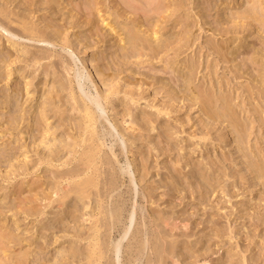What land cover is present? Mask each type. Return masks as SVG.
I'll return each instance as SVG.
<instances>
[{"label":"rangeland","instance_id":"374dc122","mask_svg":"<svg viewBox=\"0 0 264 264\" xmlns=\"http://www.w3.org/2000/svg\"><path fill=\"white\" fill-rule=\"evenodd\" d=\"M0 9V264H105L107 256L98 260L88 239L75 235L90 234L100 206L110 207L119 193V231L132 205L149 220L188 222L166 239V249L177 250L165 252L160 264H171L172 255L178 264H202L204 255L209 264H243V255L246 264H264V182L249 168L259 163L264 170V0H0ZM19 18L58 40L21 36ZM138 30L172 48L187 44L178 54L119 66L125 39ZM86 63L105 75L95 76L102 91L106 76L113 79L106 111L97 112L105 126L98 123L99 132H111L101 139L89 138L92 129L74 107L77 95L57 87L70 79L88 101L74 80ZM81 82L95 95L94 83ZM228 103L245 128L239 141L214 120ZM102 141L94 162L82 158ZM109 147L120 153L119 179L102 199L108 167L99 157ZM121 167L130 170L123 183ZM136 227L121 243L120 264L146 262L147 250L136 263L126 261L136 256V248H125ZM118 238L112 230L109 241Z\"/></svg>","mask_w":264,"mask_h":264},{"label":"bare ground","instance_id":"6f19581e","mask_svg":"<svg viewBox=\"0 0 264 264\" xmlns=\"http://www.w3.org/2000/svg\"><path fill=\"white\" fill-rule=\"evenodd\" d=\"M1 10V9H0ZM19 24L21 25L22 30L20 31L21 36L27 37L29 40H33L36 42H42V43H47V44H52L54 41L58 40V34L55 32V34L50 38L45 34H39V33H34L36 32V29L32 26H26V21L23 18H19L17 20ZM1 28L7 32V35L9 37H20L18 35L19 32L13 29L7 30L3 26ZM17 32V33H16ZM158 32V31H157ZM154 35V32L146 35L142 34L141 31L138 30V33H132L124 41V46L121 47V53L118 56L119 57V62L118 65L121 66V63L123 64H128L131 63L130 59L131 58H140L144 56H148L150 59L158 57L159 54H163L162 57H167L171 51H173L174 54H178V51L183 45L186 46L187 42H184L185 44H181L179 48H172L171 43L169 40L166 41V44H164V41L159 37V36H151ZM161 36V34H160ZM11 45V43H9ZM6 57H9V55H4L1 59L5 60ZM145 61H138L137 62V68H138V74H141L142 72L139 71V69L142 66V64ZM129 68V67H128ZM120 69H122L120 67ZM69 70L67 69L66 72ZM69 73V72H68ZM99 77H104V74L101 73H96L93 70L89 69V63H86L83 65V67L80 69L78 68L76 71H74V80H76L79 91L83 92L84 95L87 97L88 101L83 97L80 93L77 94V91L75 90L74 84L72 83V80H65L67 81L65 83L59 82L57 83L58 90H64L65 88L69 90V92L73 95H77L76 97L73 96L74 98V107L75 109H79L82 113L84 118L87 120V126L92 129V132H89L88 134L90 135L89 138L96 137L98 139H101V137H104L105 135L110 134V130L105 128L102 130V133L99 132L97 124H101V127H105L103 125V121L99 120L97 116V112L99 111H106V105L107 102L110 100L112 97L111 94V89L113 88V85H110L112 82V77L109 78L106 76V80L101 82L103 84V87H105V91H102L101 87L96 86L95 84V76ZM62 75H60V78ZM86 78L87 82L89 83H94V91L95 95H92L88 90H85L83 83L81 82L82 79ZM62 78L60 80H63ZM159 82H162V80H159ZM163 83V82H162ZM130 86V84H128ZM117 92V91H116ZM45 102H50L49 99ZM203 102V101H202ZM226 102V101H225ZM204 103V102H203ZM202 103V104H203ZM227 103V102H226ZM52 103H49V106ZM93 106V107H92ZM212 107V106H211ZM222 112L220 114H217L215 116L214 120H217L218 123H225L226 128H230L229 131L231 133H234L236 137V141H239L243 135L242 132L243 128L241 125V121H239L235 116L236 111L232 109V106L228 104H225V106H222ZM95 111H94V109ZM207 109V114H208V119H211L209 116L210 111L212 112V108ZM51 111V109H49ZM40 118H43V116H40ZM133 120V119H131ZM110 123V122H109ZM113 129H115L116 134L119 136H122V129L120 128L121 131L116 130V126H113ZM245 129V128H244ZM112 136V135H111ZM35 137V136H34ZM104 145V141L100 145L96 147V151L94 150H88L85 151L82 154V158L84 160L94 162L95 158L94 155H97L99 152L102 151V148ZM126 147V145H125ZM48 157H56L53 156V152L51 150L47 151ZM119 155L120 153L117 152V149H112V147H109V154L104 153L102 157H99V161L102 166H107L108 168L106 170H103L101 174H103V187L108 186L105 190V192L100 195L102 199L108 198V196L111 197L110 193L114 190L115 186V177L119 179V176L117 175V171L114 168V164H118L120 162L119 160ZM245 155V154H244ZM246 160V158H245ZM250 170L252 173H254L255 178H259L260 181L264 182V170H262L261 166H259V163H254L250 165ZM120 172L122 175V178H120L121 183H123L124 180V175L128 174L130 172L129 168L127 167L126 169L120 168ZM132 176V173L131 175ZM130 183L133 182L131 178H129ZM203 184L206 185V188L209 187L208 181L205 179L202 180ZM88 183V182H87ZM90 185V184H87ZM96 187V184L93 185ZM98 190V187L96 188ZM211 193V190L209 189L206 191V194ZM145 198V197H144ZM125 198L122 197V194L117 195V200H114L110 202V207H103L100 206V211L98 212L100 216L92 221L93 225L90 230V234H83L79 233L76 234V238L80 239H85L87 238L89 241V249L91 254H95L98 251L97 258L98 260L102 259V257L107 256V260L105 264H114L113 263V256L115 255L117 260V264H120L118 254L120 253L121 250V243L125 239V237L128 234V231L130 227L133 225L135 226L137 224V227L135 231H131L129 237H128V243L125 246L127 251H131L132 253V248L135 249V255H130L126 261L129 262H134L139 260V258L144 254V251L147 250V258L145 264H152L153 259L150 257L151 253L154 255L155 262L157 264H160L161 260H163V255L166 252L168 255L172 254L175 249L177 248L175 246H168L166 249V239L173 237L174 234H178V232L182 231V229H187L188 222L186 219H162L159 222H156L155 220H149L148 218H144L142 216H139L137 213V208L135 205H132L131 211H130V216L129 219L127 220L126 224L124 227H122V230L119 231L118 226L122 222L123 218V203H124ZM146 200L143 199V203ZM135 204V201L134 203ZM137 218L139 221H137ZM148 219V220H147ZM264 219L260 220V223L263 222ZM127 223L129 224L127 226ZM99 229H102V233L97 235V232ZM117 230L119 233V238L112 242L109 241L111 237V232L112 230ZM180 233H183L180 232ZM228 236L230 238L233 237L232 235V230L228 231ZM71 255V254H70ZM111 256V257H110ZM138 256V257H137ZM235 254H232L230 251V254H228L227 257V262L233 263L235 261L233 257ZM165 257V256H164ZM243 262V264H246L245 261H247V256L243 255L240 257ZM87 260H90L88 258ZM171 264H178V260L175 258L174 255H172V258L170 259ZM202 261V264H209V256L204 255L202 258L199 260ZM256 261H261V259L257 258L253 260V262ZM104 264V263H103Z\"/></svg>","mask_w":264,"mask_h":264}]
</instances>
